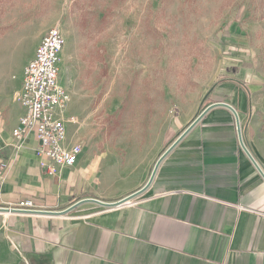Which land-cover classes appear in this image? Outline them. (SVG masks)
<instances>
[{
  "label": "crops",
  "instance_id": "1",
  "mask_svg": "<svg viewBox=\"0 0 264 264\" xmlns=\"http://www.w3.org/2000/svg\"><path fill=\"white\" fill-rule=\"evenodd\" d=\"M23 62L15 80L10 65L0 69V264H264V177L243 150L229 109L209 111L132 205L72 209L139 192L179 133L156 148L137 139L101 144L67 126L68 144L83 152L75 166H53L49 175L52 164L37 155L35 136L20 148L13 138L26 114L18 101ZM233 74L207 107L225 103L237 111L244 141L264 165L261 73L249 67ZM26 201L38 211L11 209Z\"/></svg>",
  "mask_w": 264,
  "mask_h": 264
},
{
  "label": "rangeland",
  "instance_id": "2",
  "mask_svg": "<svg viewBox=\"0 0 264 264\" xmlns=\"http://www.w3.org/2000/svg\"><path fill=\"white\" fill-rule=\"evenodd\" d=\"M57 26L67 126L101 144L164 146L239 68L264 84V0H0V69L15 80Z\"/></svg>",
  "mask_w": 264,
  "mask_h": 264
},
{
  "label": "built area",
  "instance_id": "3",
  "mask_svg": "<svg viewBox=\"0 0 264 264\" xmlns=\"http://www.w3.org/2000/svg\"><path fill=\"white\" fill-rule=\"evenodd\" d=\"M64 47L65 36L59 26L49 30L42 38L34 57L25 67L23 88L18 96L26 114L13 130V138L18 148L31 134L35 136L37 155L52 164L49 175L55 173L53 166H75L83 152L81 144H68L67 125L75 121L66 119L65 113L71 97L60 84V62ZM7 167V164H3L2 170L5 171ZM3 180V173H0V185ZM125 205L132 204L128 202ZM11 209L38 211L32 201L20 203Z\"/></svg>",
  "mask_w": 264,
  "mask_h": 264
},
{
  "label": "water",
  "instance_id": "4",
  "mask_svg": "<svg viewBox=\"0 0 264 264\" xmlns=\"http://www.w3.org/2000/svg\"><path fill=\"white\" fill-rule=\"evenodd\" d=\"M206 98H207V96L204 98V100L202 102V105L204 104ZM215 107H225V108L229 109L234 114L235 119H236L237 131H238V135H239V139H240L242 148L248 154L250 159L255 164L256 168L260 171V173L264 177V165L259 163V161L253 155V153L251 151V148L249 147L248 143H246L244 141V139L246 138V135H245V131H243L242 128H241V123H240V119H239L237 111L232 106H230L228 104L217 103V104H214V105H211V106L207 107L203 112H201V109H200L199 113L197 114L195 119L186 127V129L182 133H180L176 137V139H174L169 144V146L167 148H165V150H163V152L157 158V160H156V162H155V164H154V166L152 168L153 171H152V173L150 175V178H149L148 182L146 183V185L141 190H139V192H136L135 194L127 196L126 198H124V199H122V200H120L119 202H116V203H107V202H104V201H101V200H98V199L86 200V201H83V202L77 204L72 209L77 208L79 205H81L83 203H95V204L100 205V206L105 207V208H115V207L123 206V205L127 204L128 202H131L134 198H136L139 194L143 193L152 184V182H153V180L155 178V175L157 173V170H158L160 164L162 163V161L191 132V130H193L201 122V120L205 117V115L209 111H211L213 108H215Z\"/></svg>",
  "mask_w": 264,
  "mask_h": 264
}]
</instances>
